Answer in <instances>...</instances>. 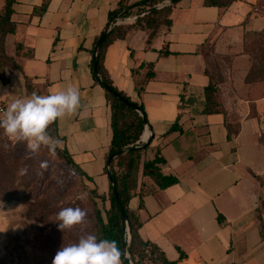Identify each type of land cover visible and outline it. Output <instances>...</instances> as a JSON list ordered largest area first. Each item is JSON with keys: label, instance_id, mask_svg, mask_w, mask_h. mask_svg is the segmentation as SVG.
<instances>
[{"label": "crops", "instance_id": "0c3cea01", "mask_svg": "<svg viewBox=\"0 0 264 264\" xmlns=\"http://www.w3.org/2000/svg\"><path fill=\"white\" fill-rule=\"evenodd\" d=\"M120 1L13 0L15 26L5 37V52L21 70L7 68V80L0 81L5 110L33 92L79 88L81 108L56 121V135L102 207L108 206L110 184L105 172L110 108L91 72V50ZM203 1L179 0L168 28H132L105 50L111 83L142 105L150 127L144 125V139L154 135L142 158L157 153L164 159L161 172L178 179L160 189L141 177L128 207L142 222V237L175 264H264V144L258 123L238 120L237 132L228 137L223 113H203L210 80L204 49L242 51L246 33L264 31V0H232L224 6ZM135 12L123 24H133ZM165 49L168 54L161 53ZM236 60L245 62V55ZM150 65L153 76L138 93ZM175 122L177 129L168 132Z\"/></svg>", "mask_w": 264, "mask_h": 264}, {"label": "trees", "instance_id": "16d2710c", "mask_svg": "<svg viewBox=\"0 0 264 264\" xmlns=\"http://www.w3.org/2000/svg\"><path fill=\"white\" fill-rule=\"evenodd\" d=\"M124 1L125 0H121L117 8L109 11L106 28L94 41L95 46L99 38L104 35L103 41L97 51L96 66L98 76L106 86L103 87V89L110 108L111 140L106 161L108 158L112 157L108 168L114 184L113 186L109 184V191L107 194L108 206L102 207L101 210L96 204L93 205L92 210L95 219L93 234L96 235L98 239L115 240L122 253H124L126 248L128 257L123 258L122 255L121 259L123 264H175L166 259L164 253L155 243L142 237L140 232L142 222L138 215L129 209L128 203L137 195L141 177L150 178L160 189L176 184L178 179L174 175H165L161 172L160 165L164 162V159L157 153H155L152 159L142 158V152L149 144L141 146L140 148H132L141 145V142H136L139 141L145 125L143 120V117L145 118L143 107L141 104H137L130 100L125 93L114 87L106 74L103 61L107 46L117 39L124 38L130 29L152 28L155 30L162 26L168 28L171 25L169 16L172 12V6L179 0H169L170 4L159 8L157 4L162 3L164 0H140L131 5H127ZM231 1L232 0H204L203 3L204 5L224 6ZM12 4L13 0H4L3 13L0 15V81L3 82L7 80L5 72L7 68L21 70V66L16 62V59L8 56L4 48L5 37L7 34L13 33L15 26L11 21ZM133 8H136L135 15L144 14L136 18L131 25L116 24L118 19L129 17ZM44 9L45 4L42 5L40 10L42 11ZM262 32L264 31H251L248 33L259 34ZM17 48H19V46H17ZM93 51L94 49L91 50L92 54ZM161 53L168 54L169 51L165 49ZM257 61L256 63H252L251 68L248 70L245 76L246 83L261 80L260 78L264 76V69L255 70ZM93 65L92 59L90 65L91 72L93 78L96 80L93 73ZM152 76V66L150 65V69L146 73L144 80L138 85V93L144 90L145 83ZM114 93L118 94L121 99L116 98ZM126 102H128V104ZM134 106L139 107L143 117L135 110ZM203 113H223L225 116V125L228 129V137H230V134L237 132L238 122L230 121L225 111L221 109L217 85L211 78L208 85L204 88ZM175 129H177L176 122L168 129V132ZM48 133L57 138L56 122L49 126ZM21 153L22 148L13 143L8 136L4 134L3 130L0 129V202L5 203L12 201L15 197L13 186L16 181H19L17 176L20 177L18 171ZM58 153L70 165L74 166L70 155L65 149H60ZM106 171L107 168H105V172ZM114 194L118 197V203L115 200ZM119 205L122 207L127 217L129 237L126 234L125 221L120 212ZM141 206L142 203L140 201V207ZM261 233L264 235L263 229Z\"/></svg>", "mask_w": 264, "mask_h": 264}, {"label": "rangeland", "instance_id": "374dc122", "mask_svg": "<svg viewBox=\"0 0 264 264\" xmlns=\"http://www.w3.org/2000/svg\"><path fill=\"white\" fill-rule=\"evenodd\" d=\"M3 1L0 0V15ZM241 50L237 53L245 55V62L236 60L237 53H220L207 46L205 69L217 85L220 107L227 118L236 122L253 119L260 129V143L264 144V76L245 82L252 63L258 60L255 70L264 69V32L246 34ZM8 138L22 148V153L19 181L13 186L15 197L0 202V264H52L61 247L93 234L92 209L96 204L102 210L101 202L80 171L58 153L62 148L57 149L55 158L43 146L31 154L25 142ZM42 161H48L47 170L39 167ZM24 167L28 171L22 175ZM65 207H80L87 214L85 221L60 230L56 216Z\"/></svg>", "mask_w": 264, "mask_h": 264}, {"label": "clouds", "instance_id": "9594fccd", "mask_svg": "<svg viewBox=\"0 0 264 264\" xmlns=\"http://www.w3.org/2000/svg\"><path fill=\"white\" fill-rule=\"evenodd\" d=\"M81 108L80 90L75 85L53 88L47 94L33 92L30 96L15 99L0 115V129L16 141L26 143L27 150L35 154L43 146L55 158L57 149L63 141L48 133L51 124L74 116ZM39 167L47 170L48 161H42ZM28 168L21 169L27 174ZM86 212L80 207L62 208L56 216L60 230L71 229L85 221ZM121 249L115 240L98 239L94 234L79 238L75 243L58 250L52 264H123Z\"/></svg>", "mask_w": 264, "mask_h": 264}, {"label": "water", "instance_id": "95a60500", "mask_svg": "<svg viewBox=\"0 0 264 264\" xmlns=\"http://www.w3.org/2000/svg\"><path fill=\"white\" fill-rule=\"evenodd\" d=\"M168 4H170V1H169V0H164L163 3H162L161 5H157V7H158V8H159V7H163V6H166V5H168ZM143 14H144V13H143ZM143 14H142V15H143ZM142 15H135V16H133V18L136 19V18H138L139 16H142ZM103 38H104V35H102V36L99 38V40L97 41V43L95 44L92 59H93V63H94V65H93V73H94V75H95V77H96V80L98 81V83H99L102 87H106V86L104 85L102 79L98 76V73H97V66H96V55H97V51H98V49H99V47H100V45H101V43H102V41H103ZM114 95H115L116 98L121 99V97H120L118 94L114 93ZM126 103L128 104V102H126ZM134 108H135V110H136V111H137V112L143 117V114H142V112L140 111L139 107H138V106H134ZM143 120H144L145 128L150 129V127H149L148 124H147L146 118L143 117ZM143 135H144V131L142 132V134H141V136H140V139H139V140L142 142L141 145H137V146L132 147V148H140L141 146H145V145H147V144L151 141V139L153 138V136H154V135L151 133L150 136L146 137V139H143ZM129 149H131V148H129ZM111 160H112V157L108 158V160H107V162H106V168H107L106 174H107V176H108V179H109V182H110L111 186H113L114 181H113V179H112V177H111V175H110V171H109V168H108V166H109ZM113 191H114V189H113ZM114 196H115V200H116V202L118 203V197H117V195L114 194ZM119 208H120V212H121V214H122V216H123V219H124V221H125V230H126V234H127V236L129 237V234H128V233H129V227H128V224H127V217H126L125 213L123 212L122 207H121L120 205H119ZM124 254H125V255H123V258H124V257H128V254H127L126 248H125V250H124Z\"/></svg>", "mask_w": 264, "mask_h": 264}, {"label": "built area", "instance_id": "2783aa9c", "mask_svg": "<svg viewBox=\"0 0 264 264\" xmlns=\"http://www.w3.org/2000/svg\"><path fill=\"white\" fill-rule=\"evenodd\" d=\"M163 3V2H162ZM162 3H159V4H157V5H161ZM143 14V13H142ZM142 14H138V15H142ZM135 16V15H134ZM129 18L130 17H124V18H122V19H118L117 21H116V24H123V23H126L127 21H129ZM132 19H134L133 17H132ZM5 111V108L3 107V105L0 103V114H2L3 112ZM140 141H138V142H136V143H139Z\"/></svg>", "mask_w": 264, "mask_h": 264}, {"label": "bare ground", "instance_id": "6f19581e", "mask_svg": "<svg viewBox=\"0 0 264 264\" xmlns=\"http://www.w3.org/2000/svg\"><path fill=\"white\" fill-rule=\"evenodd\" d=\"M143 139H144V137H143Z\"/></svg>", "mask_w": 264, "mask_h": 264}]
</instances>
